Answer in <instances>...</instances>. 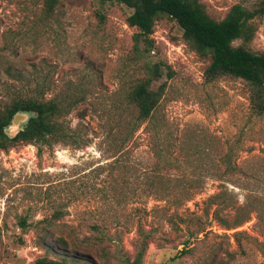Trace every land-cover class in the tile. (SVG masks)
<instances>
[{
    "label": "rangeland",
    "instance_id": "374dc122",
    "mask_svg": "<svg viewBox=\"0 0 264 264\" xmlns=\"http://www.w3.org/2000/svg\"><path fill=\"white\" fill-rule=\"evenodd\" d=\"M257 1L202 0L217 21L234 5L252 7ZM59 2L55 14L47 17L43 0H0V112L20 96H34L38 87L46 99L73 97L76 105L65 120L72 128L86 125L91 142L81 149L57 144L44 149L41 157L33 145L0 150V264H36L54 257L41 244L56 247L61 239L68 252L95 264H126L136 255L139 208L161 204L142 191L138 179L140 169H151L155 158L145 126L116 166L106 139L111 129L119 133L123 123L132 120L121 109L128 89L144 76V67L168 61L173 68L174 76L164 75L156 87L165 85L158 119L168 123L174 135L187 140L192 130L202 127L217 136L215 154H240L239 164L262 178L264 115L250 109V89L243 80L207 79L209 62L184 41L176 21L157 22L153 37L158 48L149 54L144 43L136 48V30L127 22L132 11L125 6L98 0ZM256 23L258 32L248 48L264 53V17ZM24 125L11 126L7 133L14 136ZM213 167L225 168L219 163ZM233 181L225 185L235 197L238 214L248 192ZM206 185L180 213L203 216L202 202L225 189L214 179ZM254 190L264 195V179ZM57 211L63 214L60 220L54 219ZM210 217L203 219L210 223L208 235L192 239L189 254L181 252L188 233L174 232L159 221L158 240L150 244L142 264H264V221L258 222L256 213L232 230L222 229ZM94 225L100 232L92 230ZM237 232L242 233L240 246L234 239ZM104 233L115 242H100Z\"/></svg>",
    "mask_w": 264,
    "mask_h": 264
},
{
    "label": "trees",
    "instance_id": "16d2710c",
    "mask_svg": "<svg viewBox=\"0 0 264 264\" xmlns=\"http://www.w3.org/2000/svg\"><path fill=\"white\" fill-rule=\"evenodd\" d=\"M102 4L114 3L125 6L132 11L127 22L136 30L134 40L136 48L145 44L146 52L156 53L157 44L153 37L157 22L162 18L176 21L183 33L184 41L209 64L205 70L208 80H216L223 76L241 79L250 89L248 102L250 109L257 116L264 115V53H255L248 46L254 40L258 26L256 21L264 17V0H259L252 7L241 4L234 5L223 20L213 19L207 12L202 0H98ZM59 0H43V10L47 17L55 14ZM237 41L240 45L235 46ZM144 76L132 85L125 94L122 112L132 117L123 123L119 133L111 129L107 134L109 150L114 151L113 165L120 163L119 157L129 153L128 145L136 133L145 126L150 134V149L155 158L151 169L141 168L138 179L142 191L149 197H154L156 205L149 210L142 206V216L136 228L134 261L126 264H142L150 244L156 242L160 231L159 221L163 220L174 232L188 233L187 240L182 243L184 254L192 252L191 240L199 239L201 234L208 235L210 217L222 229L232 230L244 225L252 213L258 215V222L264 221V195L254 190V185L263 183L258 171L245 168L239 164L236 152L215 154L217 136L206 132L197 126L192 135L181 137L171 132L168 123L158 119L160 105L165 94V85L156 87L164 75L174 76V71L168 61L158 62L153 66H145ZM72 100V101H71ZM53 97L46 99L45 92L40 87L32 97L20 96L0 112V150L33 145L41 157L44 149H52L57 144L73 146L81 149L89 145L91 140L87 135V126L78 125L72 128L66 122V117L74 109L76 101L73 97ZM28 113L30 119L13 137L7 133L16 114ZM87 117L86 111L81 112V118ZM174 131V130H173ZM188 131V130H187ZM190 148H185L186 146ZM249 163V161H246ZM245 162V163H246ZM214 163L225 168L215 169ZM174 172V173H171ZM240 182L241 188L248 192L246 204L235 211V197L226 187V183ZM214 179L225 186L224 190L209 195L202 204L203 216L194 213L185 216L180 213L183 206L206 189V181ZM254 182V183H253ZM235 215L231 217V212ZM161 214V215H160ZM63 214L57 211L55 220H60ZM45 222V221H42ZM25 224V223H23ZM51 223L48 224L50 226ZM92 230L100 232V226L94 225ZM235 242L240 246L238 237ZM100 242L107 240L115 242L113 236L104 233ZM64 239L55 247L47 243L41 246L54 257L42 258L36 264H95L82 255L67 251Z\"/></svg>",
    "mask_w": 264,
    "mask_h": 264
},
{
    "label": "water",
    "instance_id": "95a60500",
    "mask_svg": "<svg viewBox=\"0 0 264 264\" xmlns=\"http://www.w3.org/2000/svg\"><path fill=\"white\" fill-rule=\"evenodd\" d=\"M30 119V114H28V113H18V114H16L15 115V117H14V119H13V121H12V124H11V126H13V127H15V128H17V129H19L20 128V125L22 124V123H24V124H26L27 123V121ZM10 126V127H11ZM9 127V128H10ZM20 131V130H19ZM18 131V132H19ZM17 132V133H18ZM16 133V134H17ZM15 134V135H16ZM14 135V136H15ZM11 137H13V136H11Z\"/></svg>",
    "mask_w": 264,
    "mask_h": 264
}]
</instances>
